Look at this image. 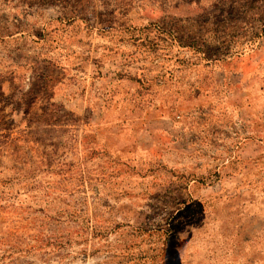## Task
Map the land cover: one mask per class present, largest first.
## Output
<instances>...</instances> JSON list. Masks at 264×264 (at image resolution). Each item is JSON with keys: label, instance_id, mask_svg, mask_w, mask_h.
Instances as JSON below:
<instances>
[{"label": "rangeland", "instance_id": "1", "mask_svg": "<svg viewBox=\"0 0 264 264\" xmlns=\"http://www.w3.org/2000/svg\"><path fill=\"white\" fill-rule=\"evenodd\" d=\"M0 264H264V0H0Z\"/></svg>", "mask_w": 264, "mask_h": 264}]
</instances>
